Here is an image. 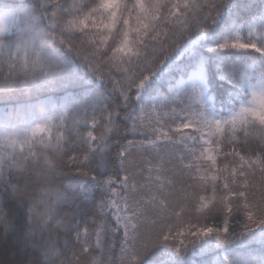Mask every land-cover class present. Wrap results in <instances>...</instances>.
Masks as SVG:
<instances>
[{
  "label": "snow or ice",
  "instance_id": "snow-or-ice-1",
  "mask_svg": "<svg viewBox=\"0 0 264 264\" xmlns=\"http://www.w3.org/2000/svg\"><path fill=\"white\" fill-rule=\"evenodd\" d=\"M0 264H264V0H0Z\"/></svg>",
  "mask_w": 264,
  "mask_h": 264
}]
</instances>
